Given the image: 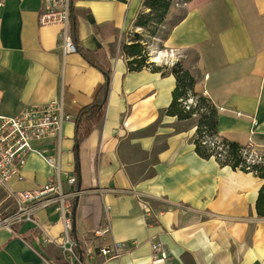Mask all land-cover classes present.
<instances>
[{
  "label": "crops",
  "instance_id": "1",
  "mask_svg": "<svg viewBox=\"0 0 264 264\" xmlns=\"http://www.w3.org/2000/svg\"><path fill=\"white\" fill-rule=\"evenodd\" d=\"M143 1L74 0L79 46L111 71L105 118L79 146L80 175L75 118L106 77L81 52L64 53L60 25L40 24L43 0H0V114L13 116L57 99L73 115L63 124L60 145L51 140L35 146L48 149L64 173L77 176L82 193L73 219L80 240L94 242L110 206L111 234L95 243L115 241L124 251L121 258L99 257L98 263L264 264V216L256 207L264 179L252 173L262 183L251 193L258 181L246 186L239 169L198 155L196 120L166 114L177 83L172 73L128 69L121 44L140 29ZM181 7L185 13L168 34L152 39L150 60L169 68L182 62L196 79L195 90L217 107L218 136L264 151V0H188ZM53 174L33 151L24 179H12L8 187L37 190ZM140 200L150 204V214ZM15 209L0 188V214ZM37 218L51 236L61 234L53 208ZM155 242L162 243L166 259L155 251L159 259L153 260ZM44 259L60 262L61 252L43 242L34 223L0 228V264H45Z\"/></svg>",
  "mask_w": 264,
  "mask_h": 264
},
{
  "label": "built area",
  "instance_id": "2",
  "mask_svg": "<svg viewBox=\"0 0 264 264\" xmlns=\"http://www.w3.org/2000/svg\"><path fill=\"white\" fill-rule=\"evenodd\" d=\"M74 7V0H43V10L39 18L42 26H61L63 51L66 54L77 52L71 32ZM188 102L189 104L195 103L192 98ZM73 118V115L65 109L64 103L57 99L45 104L28 106L13 116L0 114V188L6 189L9 197L16 204V209L12 214L8 216L0 214V228L27 221L34 223L41 231L43 242L55 245L61 252L60 262L54 259H44L45 264H100L96 261L97 258L118 259L124 251L123 246L115 241L111 245L103 246L95 243L111 234L109 205H105L106 223L94 232V242L88 243L80 240L75 234L73 219L76 198L82 193V190L75 186L78 181L77 176L64 173L59 161L49 154L48 149L35 146V143L51 140L57 141L60 145L63 124ZM204 142L223 150L222 139L217 135L206 136ZM250 145H248V150L252 152ZM33 151L39 152L46 159L50 167L54 169V174L40 189L13 191L8 187V183L14 178L24 179L23 169L28 156ZM250 156L252 158L254 154L250 153ZM257 157L254 156V159ZM140 204L147 214L152 212L149 203L140 200ZM48 208H53L60 215L63 230L58 237L51 236L37 218L39 211ZM153 249L154 252L161 253V258H167L166 252L162 250L161 242H155ZM158 252L153 255L154 261L159 259Z\"/></svg>",
  "mask_w": 264,
  "mask_h": 264
},
{
  "label": "trees",
  "instance_id": "3",
  "mask_svg": "<svg viewBox=\"0 0 264 264\" xmlns=\"http://www.w3.org/2000/svg\"><path fill=\"white\" fill-rule=\"evenodd\" d=\"M173 0H144L143 9L138 14L136 26L148 30L150 26L154 27L150 31V37L140 32H131L129 42L123 41L121 49L126 56L128 69L130 71H140L149 68L155 72H161L166 75L172 73L176 78V87L173 91V100L168 107L166 114L177 116L180 120L192 119L198 116L197 133L195 138L196 152L203 158H215L222 166H230L234 170H241L245 173H253L255 176L264 179V156L260 160L250 156L248 146L238 142L222 138L223 150L216 146L205 143L206 136H218V110L214 103L203 94L195 90L196 79L189 69L182 62L178 61L169 68V65H159L150 60V42L147 39H153L158 36L157 27L165 22L172 6ZM183 17V16H182ZM72 38L76 44L77 52H81L86 60L99 68L105 75L106 79L102 86L97 90L96 95L91 103L84 106L75 118V165L78 175L81 174V160L79 155V146L94 132V130L104 120L110 92L111 71L103 67L98 59L97 54L91 51H83L78 44V21L76 15L71 17ZM195 103L189 104V99ZM189 106V107H188ZM246 150V154H245ZM252 160H255L254 162ZM257 212L264 216V185L259 191L256 203Z\"/></svg>",
  "mask_w": 264,
  "mask_h": 264
},
{
  "label": "rangeland",
  "instance_id": "4",
  "mask_svg": "<svg viewBox=\"0 0 264 264\" xmlns=\"http://www.w3.org/2000/svg\"><path fill=\"white\" fill-rule=\"evenodd\" d=\"M186 1H188V0H173L172 1V6L170 8L168 15L166 16L165 22L157 27V31H158L157 33H159L158 35L166 36L168 34L172 24L184 15L185 8H182L181 6H183L184 2H186ZM179 5H181V6H179ZM154 27H156V26H150V28H148V30L153 31ZM148 30H144V29L140 28L137 32H140V33L144 34L145 36L150 37V35H149L150 32ZM147 40H149L150 46H151L152 39H147ZM193 118L196 120V122H198V119H199L198 116H195ZM250 148L252 150L251 153H253L254 156H258L256 158L257 160H260V157L264 156V151L261 150L259 147L254 146V145H250Z\"/></svg>",
  "mask_w": 264,
  "mask_h": 264
},
{
  "label": "bare ground",
  "instance_id": "5",
  "mask_svg": "<svg viewBox=\"0 0 264 264\" xmlns=\"http://www.w3.org/2000/svg\"><path fill=\"white\" fill-rule=\"evenodd\" d=\"M153 61H158V60L154 59ZM231 170H232V169H231ZM237 172H239L240 174L244 175L243 177H244V179L246 180V183H245L246 186H249V185L252 186V184H251V180H252V179H254L255 181H258V182H256V184H254V185L251 187V193H253V191H255V190H258V188H259V184L262 183L261 181H259V179L255 178V176L253 177V174H252V173H247V174H246L245 172H243V171H241V170H238ZM246 203H247V200H246ZM246 206H247V205H246Z\"/></svg>",
  "mask_w": 264,
  "mask_h": 264
},
{
  "label": "water",
  "instance_id": "6",
  "mask_svg": "<svg viewBox=\"0 0 264 264\" xmlns=\"http://www.w3.org/2000/svg\"><path fill=\"white\" fill-rule=\"evenodd\" d=\"M76 207H77V204L75 205V209H76ZM74 231H76V229Z\"/></svg>",
  "mask_w": 264,
  "mask_h": 264
}]
</instances>
